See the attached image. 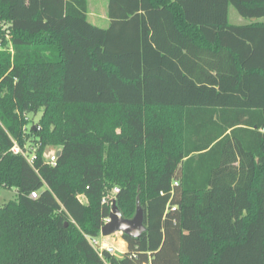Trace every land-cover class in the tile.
<instances>
[{
	"label": "trees",
	"instance_id": "16d2710c",
	"mask_svg": "<svg viewBox=\"0 0 264 264\" xmlns=\"http://www.w3.org/2000/svg\"><path fill=\"white\" fill-rule=\"evenodd\" d=\"M106 17L0 0V264H264V0H107ZM104 197L143 210L119 256L87 239Z\"/></svg>",
	"mask_w": 264,
	"mask_h": 264
},
{
	"label": "rangeland",
	"instance_id": "374dc122",
	"mask_svg": "<svg viewBox=\"0 0 264 264\" xmlns=\"http://www.w3.org/2000/svg\"><path fill=\"white\" fill-rule=\"evenodd\" d=\"M88 3V20L98 26L105 27L108 25V18L106 17L107 0H87ZM228 20L233 24H244L250 22V19L242 17L232 5H228ZM264 20V18H262ZM39 113L36 115H29L31 123H37ZM60 146H48L45 154L50 150L59 149ZM15 195L14 189H0V202L7 201ZM99 243L105 245H112L114 247V254L119 256L123 252L124 242L120 232H115L106 236L98 238Z\"/></svg>",
	"mask_w": 264,
	"mask_h": 264
},
{
	"label": "water",
	"instance_id": "95a60500",
	"mask_svg": "<svg viewBox=\"0 0 264 264\" xmlns=\"http://www.w3.org/2000/svg\"><path fill=\"white\" fill-rule=\"evenodd\" d=\"M60 154V151L57 152ZM110 220L104 223L100 228L101 236H106L115 232H120L131 237L139 236L144 230L143 224V210L137 202L136 210L131 218H124L121 215L115 202H112L111 210L109 213Z\"/></svg>",
	"mask_w": 264,
	"mask_h": 264
},
{
	"label": "built area",
	"instance_id": "2783aa9c",
	"mask_svg": "<svg viewBox=\"0 0 264 264\" xmlns=\"http://www.w3.org/2000/svg\"><path fill=\"white\" fill-rule=\"evenodd\" d=\"M0 42H1V38H0ZM11 140H12V145L10 147V151L14 154H19V155L23 156L30 165H33L35 162L36 156L34 153V149L29 145V143L26 142L25 144L21 145L17 141H15L14 139L11 138ZM58 151H59V149L50 150L49 153L45 155V161L47 163H49L50 165H55L56 160H57V156H58V154H57ZM117 192H118V187H114L113 191H112L113 196ZM36 195H37V191H32L30 193L31 197H36ZM113 196H111V198ZM102 203L109 204L110 206L112 205L111 199H106L105 197L102 199ZM109 220H110L109 215L104 217L103 218V224L108 222ZM100 236H101V234H100V230H99V236L98 237H88L87 239H88L89 243L93 246V248L99 252V254L101 253L102 250H106L107 252L114 254V247L112 245H109V244L105 245L103 243L102 244L99 243L98 238ZM144 264H147V263H144Z\"/></svg>",
	"mask_w": 264,
	"mask_h": 264
},
{
	"label": "crops",
	"instance_id": "0c3cea01",
	"mask_svg": "<svg viewBox=\"0 0 264 264\" xmlns=\"http://www.w3.org/2000/svg\"><path fill=\"white\" fill-rule=\"evenodd\" d=\"M123 242H124V240H123ZM125 247H126V245H125V242H124V248H123V251H124Z\"/></svg>",
	"mask_w": 264,
	"mask_h": 264
}]
</instances>
